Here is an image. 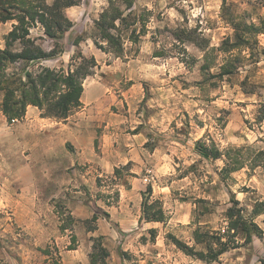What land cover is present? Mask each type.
Returning <instances> with one entry per match:
<instances>
[{"label":"rangeland","instance_id":"374dc122","mask_svg":"<svg viewBox=\"0 0 264 264\" xmlns=\"http://www.w3.org/2000/svg\"><path fill=\"white\" fill-rule=\"evenodd\" d=\"M226 4L246 21L259 24L264 20V0H226ZM106 6L107 0H83L80 6L68 9L75 28L66 37L64 54L34 63L32 68L67 69L77 51L96 58L99 67L84 82L82 118L95 123L99 137H117L116 143L122 147L116 164L129 158L127 143L139 145L145 138L144 147L150 152L160 148L161 170L142 171L137 178L152 186V201L165 197L159 201L167 219L160 222L157 233L172 246L168 250L177 253L168 234L188 243L198 225L214 230L226 227L229 190L247 213L256 202L264 201L262 168L246 167L224 182L218 174L224 159H207L196 150L199 140L223 152L243 146L264 150L263 34L253 52H243L246 60L239 72L216 77L227 57L221 51L223 42L234 37L232 26L223 18V0H137V9L149 11L148 32L137 47L126 44L125 54L118 57L102 52L90 39L79 48L72 46ZM10 27L11 22L0 29L2 48ZM31 37L38 38L46 50L52 48L42 28H33ZM26 115L9 121L0 110V264H91L98 237L110 251L108 264L113 251L126 264H146L145 253L122 250L129 240L116 222L105 221L102 215V226L99 220L90 221L94 213L102 214L117 203L123 180L135 176L131 172L134 163L121 164L107 173L85 172V167L77 165L64 173L67 182L61 186L35 187L33 179L48 177L35 171L34 164L41 162L35 144L50 127L32 124ZM99 144L97 140V152ZM105 147H111L109 140ZM67 148L73 150L69 144ZM78 174L88 175V181ZM158 185L169 186L170 191L153 197ZM200 199L206 203H199ZM206 209L211 213L202 214ZM256 222L264 230V215ZM93 227L96 229L89 231ZM253 245L252 250H231L215 264H264V237L255 238ZM149 264L167 263L156 258Z\"/></svg>","mask_w":264,"mask_h":264},{"label":"trees","instance_id":"16d2710c","mask_svg":"<svg viewBox=\"0 0 264 264\" xmlns=\"http://www.w3.org/2000/svg\"><path fill=\"white\" fill-rule=\"evenodd\" d=\"M82 2L83 0H0V25L12 23L11 30L4 37L5 45L0 47V110L9 121L22 119L29 106L37 107L42 117L56 120L68 119L83 106L84 82L99 67L93 55L87 56L82 51H77L67 69L42 65L32 68L34 63L52 60L64 54L66 37L75 28L67 10L80 6ZM230 7L223 0V18L232 26L234 37L223 42L221 51L227 57L219 67L220 73L216 75L220 78L239 72L246 60L243 52H253L259 44V35L264 34V20H260L259 24L246 21ZM148 13L147 10L137 9V0H107V6L94 20L92 27L78 35L71 45L79 48L84 41L90 39L102 52L120 57L126 52V44L137 47L146 36ZM36 27L42 28L44 37L52 42L50 50L39 44L38 38L31 37V31ZM200 46L204 50L208 48ZM235 50H239L237 54L233 53ZM261 118H264V114ZM196 150L207 159H224L225 165L218 173L224 182L233 173L246 167H260L264 170V150L252 146L230 147L223 152L214 144L207 145L199 140ZM118 172L119 169H116L115 175ZM152 193V186L149 185L143 193L141 220L166 222L163 205L159 200H151ZM229 196L230 206L224 214L227 224L225 228L214 230L198 225L192 233L194 245L173 234H168L167 239L185 255L205 264L218 263L220 257L231 250L243 247L252 250L254 239L264 237V230L256 222L258 217L264 215V201L256 202L247 213L235 193L229 190ZM198 202L206 203L203 199ZM207 213L211 211L206 209L202 214ZM101 215L110 220V215L103 212L94 213L90 221L97 222ZM95 229L93 227L89 231ZM149 233L154 242L157 230L151 229ZM94 242L95 252L90 255L91 264H108L110 251L102 242V237L96 238ZM45 252L49 254L48 251Z\"/></svg>","mask_w":264,"mask_h":264},{"label":"crops","instance_id":"0c3cea01","mask_svg":"<svg viewBox=\"0 0 264 264\" xmlns=\"http://www.w3.org/2000/svg\"><path fill=\"white\" fill-rule=\"evenodd\" d=\"M9 24V23H6ZM1 24L0 29L6 25ZM11 27L7 29L10 31ZM261 45L264 47V34L260 39ZM88 80V79H87ZM86 90H84L81 111L76 112V115L72 114L66 120H56L52 118H44L41 116V112L37 107L29 106L27 108L26 118L32 124L37 123L39 125H48L50 128L45 133V138H41V141L35 144L36 151H40V163L34 164L35 171L47 173L48 177L45 179H33L35 187H49L57 188L67 182L64 173L68 169L75 166L85 167V172H90L92 169L103 172H113L115 167H119L121 164L126 165L132 161L134 167L131 172L135 174L132 178L123 180L119 189V200L116 204L107 206L105 212L110 215V221L116 222L119 225L120 233L125 234L126 241L122 250L129 252V254L135 252L145 253V263L149 264V261H153L156 258H161L167 264H204L200 260H195L190 256L185 255L181 251L177 253L170 252L172 246H169L162 234L157 233L156 240L152 242L150 240L151 229H158L160 222H147L141 220L142 218V203L143 193L146 191L147 185L142 183L141 179L137 178L139 172L142 171H156L161 170L164 162L159 151V147L155 148L153 152H150L144 147L146 139L144 138L139 145L127 143L126 149L129 152V158H126L123 163L116 164V161L121 159L120 149L122 145L116 143L117 137L103 135L99 137L98 132L95 130V123L85 121L82 116L84 114V96ZM85 107V108H84ZM81 116V117H80ZM48 133V134H47ZM109 138V139H107ZM99 141L97 152L96 141ZM109 140L111 147L106 149V142ZM72 146V151L67 148V145ZM121 146V147H120ZM162 148V146H160ZM83 177L85 181H88L87 176L84 174H78ZM40 183L37 184V182ZM42 181L44 183H42ZM158 189H154V196L164 195L170 191L169 186H159ZM51 198V197H50ZM165 197H161L159 200H163ZM132 206V208H131ZM106 221V219H105ZM108 221V220H107ZM99 226H102L101 220H99ZM143 238L142 242L139 240ZM190 245H194L193 238H189ZM173 248H176L173 245ZM174 252V250H173ZM177 256V257H176ZM66 262V259H64ZM83 264H88L84 262ZM109 264H126L125 260L119 256L116 251L111 252V258Z\"/></svg>","mask_w":264,"mask_h":264},{"label":"built area","instance_id":"2783aa9c","mask_svg":"<svg viewBox=\"0 0 264 264\" xmlns=\"http://www.w3.org/2000/svg\"><path fill=\"white\" fill-rule=\"evenodd\" d=\"M14 121V120H13Z\"/></svg>","mask_w":264,"mask_h":264}]
</instances>
